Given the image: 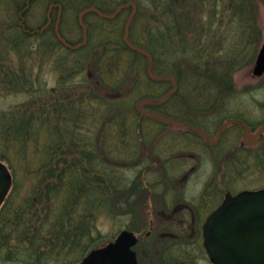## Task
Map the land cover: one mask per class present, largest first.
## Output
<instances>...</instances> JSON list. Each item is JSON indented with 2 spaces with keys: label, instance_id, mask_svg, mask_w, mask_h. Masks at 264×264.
I'll return each mask as SVG.
<instances>
[{
  "label": "rangeland",
  "instance_id": "374dc122",
  "mask_svg": "<svg viewBox=\"0 0 264 264\" xmlns=\"http://www.w3.org/2000/svg\"><path fill=\"white\" fill-rule=\"evenodd\" d=\"M26 1L0 0V72L12 70L16 74H21L23 69L26 70L24 74L31 72L34 80L33 90H38L40 103L43 100L46 103H57L55 98L62 103L65 102V96L72 95L76 100L80 97L79 103L84 107L90 106L91 111L83 108L86 114L82 117L80 128L77 130L79 134L77 140L80 141L81 138L80 143L86 145L89 153L96 152L99 159H109L103 163L101 169L103 173L107 171L113 176H122V180L128 182L126 188L133 193L131 199L115 200L114 209L107 208L98 213L93 232L96 243L102 245L105 241L113 240L121 230L129 229L140 237L139 243L135 246L140 264H162L160 262L162 260L166 262V258L161 259L164 258L162 253L166 245L172 244L167 264H212L206 257L202 245L197 242L202 230V219L199 221L194 219L195 222L191 223L190 216L186 217L184 210L177 209L183 202L185 203V153L188 150H195L193 146L198 142L195 140L198 136L186 132L185 129L173 128L169 124H156L155 120L145 118L135 110L134 107L138 104L141 95L139 96L136 90L133 91V88H137L138 79L148 78L147 59L124 54L120 43L104 42V47L93 44L100 38L105 39V36L116 38V42L121 40L120 28L126 21V16L115 18L116 20L108 23L86 14L83 22L90 26L91 32L85 33L78 18L81 9L78 11L70 9V7L76 8L74 3L70 5L71 0H59L64 1L63 11L66 10L60 16L61 35L73 44L81 42L85 35L89 40L87 47L71 51L57 45L54 39H51L50 45L48 38L37 35L15 41L18 31V8L25 5ZM55 1L34 0L23 15L25 24L35 29L43 26L49 5ZM111 2L112 13L118 0ZM203 2L204 4L199 2L196 7L189 6L185 15L186 23L183 26L184 37L190 41L198 39L200 54L203 57L207 56L213 64L221 62L222 67L230 68L231 86L222 87L223 84L216 81L217 76L207 75L206 81L210 80L214 87H218L210 89L213 95L211 98L199 94L197 102L199 101L200 106L203 107V115L195 113L186 115L185 109H188V104L192 111H201L198 105H192L189 93L185 94L188 103L182 99L181 106L173 107L165 104V109L168 111L165 115L174 120L183 119L185 124L197 126L211 136L215 135L228 117L250 123L254 129L258 128L264 123V76L254 78L251 69L264 40V0H203ZM87 5H90L89 2L84 3L81 8ZM52 17L54 26L57 11L52 12ZM148 19L141 16H138L136 21L135 18L130 19L129 25H133L130 30V34L134 37L132 41L135 38L143 40L144 26ZM185 46L190 47L187 43ZM167 59L163 55L161 62L158 63L160 72H155L160 76L172 74L175 63ZM142 60L143 68L139 66ZM187 63L186 61L184 69L191 70L185 71L180 81L185 87L184 90L192 93L195 91L188 75L199 74L196 77L203 80L205 75L200 71H204L205 67L202 63L198 71H192L199 68V62L190 58V65ZM219 72L220 69L217 70V73ZM70 74L73 75L69 79L70 84L77 85L78 89L70 94L60 90L58 91L60 96L48 92L50 89H57L59 83ZM226 78L228 80V77ZM171 86L170 83L165 84L166 89H171ZM140 93L144 94L143 91ZM31 94L25 89L11 90L7 84L0 81V112L26 108L27 103L31 101ZM91 94L100 97L93 100ZM114 95L121 97L125 103L118 106L114 100H111L115 99L112 98ZM146 99L150 98L146 97ZM108 100L114 103L115 108L110 109ZM220 103L225 105L221 110ZM56 106L65 108L63 104ZM101 111L103 114L100 113ZM116 111L121 113L117 114ZM94 113L96 115H93ZM176 113L181 114V118L172 116ZM45 130L36 136L37 139L34 137L36 141L26 142L27 148L24 150L19 148L7 150L0 139V154H5L12 165L14 175L12 193L18 195L19 202L33 194L35 165L25 166L24 161L27 158L39 159L40 153L47 151L45 141L48 140L49 134ZM241 135L240 126H230L215 145V150L213 149V152L226 149L221 151L219 158L221 165L217 167L221 171L219 190L215 192L216 194L211 193L214 198H220V201L224 192L231 189L230 186L237 189L264 186V158H258L254 168H248L243 164L244 160L242 163L241 159L229 153V149L242 145ZM187 143L189 148L185 149ZM260 147L262 154L264 140L260 142ZM108 153L109 156L106 155ZM206 153L210 152L206 151ZM191 164L193 163L187 162L188 167ZM165 168L172 169L170 175ZM206 174L210 173L200 172L194 177H189L187 183L189 188L187 191L190 195H187L188 200L195 202L193 206L196 208L208 201H214V198H210V194L202 191L201 188L208 178ZM189 212L192 213V210L190 209ZM205 212L200 208L201 216ZM200 215L197 213V218H201ZM31 230L29 227L30 232ZM147 232H150L149 236H146ZM79 255L73 253L72 258L77 259ZM66 262L70 264L69 259Z\"/></svg>",
  "mask_w": 264,
  "mask_h": 264
},
{
  "label": "trees",
  "instance_id": "16d2710c",
  "mask_svg": "<svg viewBox=\"0 0 264 264\" xmlns=\"http://www.w3.org/2000/svg\"><path fill=\"white\" fill-rule=\"evenodd\" d=\"M127 1L118 0L119 3L116 2L115 5ZM58 2L64 3V1ZM87 2L90 5L81 8ZM199 2L204 4L203 0L141 1V6L146 12L136 15V18L141 16L149 19L145 24L147 30L144 31L143 40L134 39L135 44L150 53L157 65L161 62L163 55L168 58L167 61L175 63L172 74L179 82L180 89L170 99L174 102H169L170 100L169 103L167 102L173 107L181 106L185 99V87L180 81L185 75V27L183 28L186 23L185 15L189 6L196 7ZM69 3L70 5L74 3L76 8L70 7V9L75 11L92 5L103 12L113 9L111 0H71ZM105 6H109V9ZM23 10L25 6L18 8L19 21L22 17L25 19L23 15L26 10ZM188 13L190 14L191 11ZM121 16L122 14H119L117 18ZM156 26L158 28H155ZM23 27L26 29L17 22L18 31L15 41L31 37L29 27L24 24ZM48 33L46 32L45 35ZM113 39L105 36L103 40L106 43H112ZM48 40L50 41L51 38ZM116 43H120L123 46L121 50L126 53L141 56L121 40ZM83 48L85 47H81ZM205 63L206 78L193 81V89L209 91L218 87H214L210 80L206 81L207 75L217 76L216 81L223 84L222 87L231 86L230 68L219 64L220 72L216 73L211 70L215 67L211 66L214 64L208 61ZM24 71L26 70H21V74H16L12 70L0 72V81L7 84L11 90L25 89L32 93L31 101L27 103L26 108L0 112V139L7 150L17 148L24 150L27 148V143L36 141L34 137L42 133L44 129L49 137L45 141L47 151L40 153L39 159L27 158L24 161L25 166L35 165L33 185L35 192L33 190V194L24 197L20 200L21 202L18 200V195H13L11 192L0 210V263L63 264L65 261V264H68L66 260L69 259L70 264H75L92 248L99 246L93 235L98 213L103 209H114L115 200L131 199L133 193L126 188L128 182L123 181L122 176H113L107 171L103 173L101 170L104 166L103 161L98 158L96 152L89 153L86 145L80 143L81 138L75 143L74 137H77L76 132L80 128L78 126L80 119H76V115L81 112L74 106H82L79 103L81 98L78 97L76 100L72 95L67 94L68 96L64 97L65 102H58L59 99L55 98L57 103H46L44 100L40 103L38 90H33L32 73L24 74ZM72 76V74L68 75L59 83L57 89L53 88L48 92L53 95L60 90L73 88L74 86L69 84ZM99 97L100 95L91 94L93 100ZM156 97L161 96L157 94ZM195 98L199 99V96L193 97ZM108 103L114 104L109 100ZM56 104H63L66 108L61 110ZM224 107L225 105H220V108ZM61 111L63 117L59 116ZM180 111H182L181 107ZM163 112L168 111L165 109ZM173 116L181 118V114L176 113ZM180 120L183 121V119ZM0 160L8 163L10 168L12 167L5 154H0ZM26 225L32 229L31 232ZM73 253H79L80 257L72 258Z\"/></svg>",
  "mask_w": 264,
  "mask_h": 264
},
{
  "label": "water",
  "instance_id": "95a60500",
  "mask_svg": "<svg viewBox=\"0 0 264 264\" xmlns=\"http://www.w3.org/2000/svg\"><path fill=\"white\" fill-rule=\"evenodd\" d=\"M149 72L152 73L151 66ZM252 73L257 77L264 74V43ZM170 79L173 80V77ZM173 85V90H177L178 85L175 82ZM149 115L166 120L172 127H188L155 113ZM232 122L228 120L214 139L205 135L216 142ZM242 125L244 141L255 145L264 133V125L255 134L246 123L242 122ZM12 180L9 168L0 161V207L10 192ZM204 236L205 247L215 264H264V189L245 191L237 196L228 195L225 203L204 225ZM137 242L138 238L133 232L123 230L115 241L93 249L77 264H138L136 252L132 249Z\"/></svg>",
  "mask_w": 264,
  "mask_h": 264
},
{
  "label": "flooded vegetation",
  "instance_id": "af4514ba",
  "mask_svg": "<svg viewBox=\"0 0 264 264\" xmlns=\"http://www.w3.org/2000/svg\"><path fill=\"white\" fill-rule=\"evenodd\" d=\"M129 8L132 9L131 6H129ZM58 17H60L59 9H58ZM58 17H57V19H58ZM47 19L50 20V25L48 27V28H50L51 24L53 23L51 15H50V18H47ZM57 19L55 21L54 28H53V31H55V32H58V31H56L57 29H55ZM48 20H47V22H48ZM156 28H158V26H156ZM41 29L38 30L39 34L40 33L42 34L45 31V30L41 31ZM148 77H149V73H148ZM158 78H163V77L157 76V75H155L153 78L151 77V79L154 81H156ZM186 93H190V92L185 90V94ZM185 102H187L186 98H185ZM162 107H163V104H161V105L149 104V105H137L136 109H137L138 113L141 114L142 116H144L145 118H150V119L155 120L156 124L165 125L166 122L164 120L157 119V118L149 116L147 114L148 112H157V113L161 114V112L163 111ZM185 112L187 113L186 115H190L189 111L185 110ZM161 115H163V114H161ZM237 125L242 127L241 124L237 123ZM193 127L194 128H189V129H185V130H186V132H191V133L197 135L198 137H196L195 140H197L198 142L194 143V146L191 145L194 147L195 150H192V151L188 150L185 153V203L183 202V204L180 207H177V209L184 210L186 217L190 216L189 220L191 223H193L194 219H196L198 221H199V219H202V222L204 224L206 222L207 218L221 205V203L223 202V200L225 198L226 193L228 191H230V189H229L228 191L224 192L221 201H220V198L219 199L214 198L213 194H216L215 192L219 190L218 182L220 180V172H221L220 169L217 168L218 166L221 165V160H219V158L221 155V151H225L226 149L221 150V147H220L221 151L213 152V149L218 142L217 143H211L210 141H208V139L205 136H203L202 134H200L199 132L196 131V129H201V128H199L197 126H193ZM262 140H264V136L261 137L260 142ZM241 141H242V139H241ZM260 142L255 146H248V145H245L242 143V145H240L238 147H233V148L229 149V153L232 154V156L235 155L236 158L241 159L242 163H243V160H248L247 166L249 168H254L253 166H255L258 163L255 160V158L256 157L257 158H264L263 152H262V154H260V151L262 150L260 147ZM188 148H189V145L187 143V144H185V149H188ZM206 151H208L210 153L207 154ZM215 160H216V163H215ZM223 161H226V160H223ZM187 162H189V163L192 162L193 164H191V166L188 167ZM243 164L245 165V163H243ZM165 169L168 172V174L170 175L172 169H167V168H165ZM200 172H203V173L207 172V173L211 174V176H210V174H206L208 176V178L206 180L205 185H203L201 187L203 190L202 189L201 190L208 192V194H210L209 197L212 199L214 198V201H211V202L208 201L205 204H203L202 206H199L196 208L195 206H193V204H195V202H191L188 200V196H190V195H188L187 190L189 188L187 186V183H188L189 177H194ZM228 174L229 173H227V175ZM216 175L218 178H216ZM212 192H213V194H211ZM182 193H183V191H182ZM182 201H184L183 198H182ZM200 208H203L206 211L202 216L200 215ZM175 209H174V211H175ZM190 209L192 210V213L189 212ZM197 213L200 215L201 218H197V216H196ZM202 239H203V236H202V232H201L200 237H199L197 242H198V244L202 245L204 253H205L206 257H208L206 250L204 248ZM172 245H166L164 247L165 251L162 254H165L168 257V253H169ZM184 254H186V252ZM183 262H184V260H183ZM170 264H172V263H170Z\"/></svg>",
  "mask_w": 264,
  "mask_h": 264
},
{
  "label": "bare ground",
  "instance_id": "6f19581e",
  "mask_svg": "<svg viewBox=\"0 0 264 264\" xmlns=\"http://www.w3.org/2000/svg\"><path fill=\"white\" fill-rule=\"evenodd\" d=\"M133 9H135L138 13H144V9L142 8V6H141V3H136L133 7H132ZM146 12V11H145ZM123 53L124 54H128V53H126L124 50H123ZM151 55V54H150ZM90 92H92V90H89ZM125 102L122 100L121 101V103H120V105H123Z\"/></svg>",
  "mask_w": 264,
  "mask_h": 264
}]
</instances>
